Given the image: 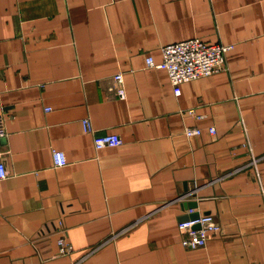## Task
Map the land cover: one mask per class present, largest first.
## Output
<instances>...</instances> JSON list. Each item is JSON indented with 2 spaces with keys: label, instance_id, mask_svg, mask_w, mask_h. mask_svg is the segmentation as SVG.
I'll list each match as a JSON object with an SVG mask.
<instances>
[{
  "label": "crops",
  "instance_id": "obj_1",
  "mask_svg": "<svg viewBox=\"0 0 264 264\" xmlns=\"http://www.w3.org/2000/svg\"><path fill=\"white\" fill-rule=\"evenodd\" d=\"M194 37L234 47L178 95L147 56ZM0 115V264H264V0H0ZM86 117L123 143L97 149ZM191 201L222 223L204 247L182 243Z\"/></svg>",
  "mask_w": 264,
  "mask_h": 264
},
{
  "label": "built area",
  "instance_id": "obj_2",
  "mask_svg": "<svg viewBox=\"0 0 264 264\" xmlns=\"http://www.w3.org/2000/svg\"><path fill=\"white\" fill-rule=\"evenodd\" d=\"M234 47L233 44L223 42H209L201 37H194L182 41L167 43L162 46L163 60L157 62L153 55L147 56V64L152 67L165 68L168 71L171 83L176 94L182 93V84L202 76L212 75L221 70L227 69V54ZM124 73H116L113 77L110 89L120 98H125L127 91L125 88ZM194 111V109H191ZM84 130L94 135V144L97 149L107 146H118L123 143L119 133H97V129L90 117L83 119ZM187 136L201 134L203 129L198 126H188L185 129ZM209 132L217 133L215 126L209 127ZM7 136V129L4 118L0 115V142ZM54 164L64 166L68 164V157L64 150L53 147L52 149ZM262 157L255 155L250 151L249 162L226 175L235 173L245 166H254L258 168V163ZM9 174L6 163L0 160V180L6 178ZM198 186L182 192L176 197V201H188L196 196ZM197 208H188L189 215L196 213ZM55 224V223H54ZM57 234L58 255H71L76 251V247L69 237V229L63 219H60L55 225ZM127 228V227H126ZM124 228V229H126ZM122 229V230H124ZM179 229L183 234L182 243L187 248H198L207 245L213 232H221L222 223L212 213L198 212L195 217L189 216L179 222ZM47 229H42L39 236L46 234ZM120 232V231H119ZM118 232V233H119ZM37 244V240H35ZM98 247H95L96 249ZM92 249V250H94ZM85 257L74 261L72 264H80Z\"/></svg>",
  "mask_w": 264,
  "mask_h": 264
},
{
  "label": "water",
  "instance_id": "obj_3",
  "mask_svg": "<svg viewBox=\"0 0 264 264\" xmlns=\"http://www.w3.org/2000/svg\"><path fill=\"white\" fill-rule=\"evenodd\" d=\"M188 203V205H190L189 206V208L190 207H196V204H197V202H194V201H191V202H187ZM198 215V213L196 214V213H194V214H192V215H190L191 217H195V216H197Z\"/></svg>",
  "mask_w": 264,
  "mask_h": 264
}]
</instances>
